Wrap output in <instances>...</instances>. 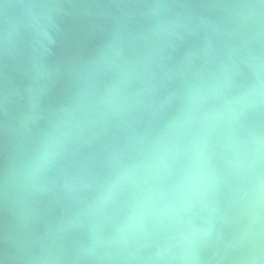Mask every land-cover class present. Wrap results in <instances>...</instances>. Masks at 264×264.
I'll return each mask as SVG.
<instances>
[{
  "label": "water",
  "instance_id": "water-1",
  "mask_svg": "<svg viewBox=\"0 0 264 264\" xmlns=\"http://www.w3.org/2000/svg\"><path fill=\"white\" fill-rule=\"evenodd\" d=\"M0 264H264V0H0Z\"/></svg>",
  "mask_w": 264,
  "mask_h": 264
}]
</instances>
